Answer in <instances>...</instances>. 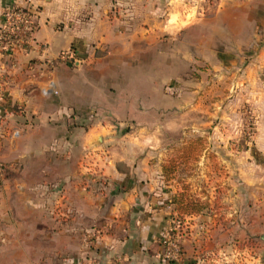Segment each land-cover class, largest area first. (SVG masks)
Masks as SVG:
<instances>
[{
    "label": "crops",
    "instance_id": "obj_1",
    "mask_svg": "<svg viewBox=\"0 0 264 264\" xmlns=\"http://www.w3.org/2000/svg\"><path fill=\"white\" fill-rule=\"evenodd\" d=\"M34 1L35 40L12 68L0 58V71L9 70L0 100V264H205L264 240V0ZM24 3L0 0V26L7 5ZM234 31L240 52L241 31H250L254 52L239 76L249 82L252 140L235 150L240 119L230 125L227 108L203 110L219 117V135L181 161L172 139L196 124L185 129L179 116L200 105L184 109L189 93L168 88L196 57L216 61L212 36ZM74 45L81 61L59 60ZM181 193L206 207L182 215L181 257L165 261L162 239Z\"/></svg>",
    "mask_w": 264,
    "mask_h": 264
},
{
    "label": "rangeland",
    "instance_id": "obj_2",
    "mask_svg": "<svg viewBox=\"0 0 264 264\" xmlns=\"http://www.w3.org/2000/svg\"><path fill=\"white\" fill-rule=\"evenodd\" d=\"M211 2L213 3V1ZM242 32V41L244 43L243 52L238 51L236 48L239 37L234 36L235 31L231 35L229 33L230 36L227 33L225 38L220 34H216L212 36V49L210 52L217 57V60L218 57H220L224 65L217 69V60L211 63L205 60V58L196 57L197 61L192 67L185 68L183 71L180 70L182 73L179 76L177 88L174 86L173 89L170 87L168 88L169 93L171 92L174 94V92H176L179 93V96L189 93L185 100H181L184 109L187 107L190 108L193 104L200 105L199 110H194V116H179V124L184 125L185 129L189 126L190 121L196 124V130L192 135H188V133L184 131L179 134L177 139H172L175 142L176 140L179 141V144L177 143L178 145L174 149L173 155L181 158L179 159L181 161L182 157L185 158L189 156V158H196L203 152L205 148L204 145L208 140L218 137L219 132L214 128L219 122V117L210 115V112L217 108L225 107L230 110V112H228L229 116L226 118L230 125H236L235 123L240 119L237 124V128L239 129L235 133L237 135L240 134L239 143L235 150H243L246 148V142L252 140L256 117L252 111L253 108L250 104V100L248 101L250 95L249 82L241 83L239 76L242 74L240 70L241 62H249L254 52L250 50L249 46L251 39L250 31H241V33ZM164 37L165 36H163V38ZM165 38H168V36ZM200 39V36L195 38L196 46L200 44ZM67 42L68 38L64 37L60 41L59 46H65ZM191 95L195 96L190 97ZM207 109L210 110L209 113L203 111ZM209 116L211 120L208 118ZM235 134L233 132L227 133V137L230 139H237L235 138ZM187 139L193 141L195 143L194 146H187L185 143ZM187 166L188 165H185V163L180 164L183 173L188 170ZM241 249L242 250H237V253H233L232 255L227 253L224 255V253H222V255L219 256V260L213 261V259H211L205 264H264V240L260 237L251 242L248 240L243 241Z\"/></svg>",
    "mask_w": 264,
    "mask_h": 264
},
{
    "label": "built area",
    "instance_id": "obj_3",
    "mask_svg": "<svg viewBox=\"0 0 264 264\" xmlns=\"http://www.w3.org/2000/svg\"><path fill=\"white\" fill-rule=\"evenodd\" d=\"M38 7L34 0H25L24 4L7 5L2 12L0 26V58L5 59L11 68L14 65L13 56L19 52H27L35 40L34 34L38 25ZM59 60L74 64L81 61L77 51L62 52ZM51 64H54L53 62ZM9 70L0 71V100L8 98L6 84ZM4 171L0 163V174ZM185 221L182 215L176 214L172 219L169 232L163 237L164 251L162 259L165 261L176 260L182 254V237ZM100 234V232H98ZM120 264V263H113Z\"/></svg>",
    "mask_w": 264,
    "mask_h": 264
},
{
    "label": "trees",
    "instance_id": "obj_4",
    "mask_svg": "<svg viewBox=\"0 0 264 264\" xmlns=\"http://www.w3.org/2000/svg\"><path fill=\"white\" fill-rule=\"evenodd\" d=\"M73 49L77 51L75 45L73 46ZM12 111L20 112V108H18L17 106L12 107ZM2 122H3V117L0 116V125H3ZM175 206L179 215L199 213L202 212L203 209L206 207L205 204L200 199L192 198L185 193H181L176 197Z\"/></svg>",
    "mask_w": 264,
    "mask_h": 264
}]
</instances>
